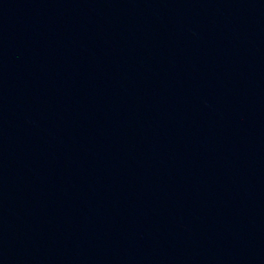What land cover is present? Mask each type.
Returning <instances> with one entry per match:
<instances>
[{
	"label": "water",
	"instance_id": "water-1",
	"mask_svg": "<svg viewBox=\"0 0 264 264\" xmlns=\"http://www.w3.org/2000/svg\"><path fill=\"white\" fill-rule=\"evenodd\" d=\"M0 264H264V0H0Z\"/></svg>",
	"mask_w": 264,
	"mask_h": 264
}]
</instances>
